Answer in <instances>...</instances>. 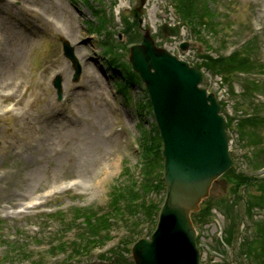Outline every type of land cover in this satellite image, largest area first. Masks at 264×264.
Wrapping results in <instances>:
<instances>
[{
    "label": "rangeland",
    "instance_id": "374dc122",
    "mask_svg": "<svg viewBox=\"0 0 264 264\" xmlns=\"http://www.w3.org/2000/svg\"><path fill=\"white\" fill-rule=\"evenodd\" d=\"M123 2L120 7V0H0V92L9 90L8 84L21 76L18 103L0 96V264H134L131 244L138 237H149L153 229L134 204L143 199L158 201L163 191L128 199L123 205L136 213H117L107 227L93 223L92 231L84 216L92 219L111 211L113 201L123 199L121 195L113 198L119 185L128 186L126 195L129 189H141L146 180L143 147L138 146L142 133L152 126L146 92L143 84L130 83V89H124L122 82L131 75L126 70L129 44L140 40L145 28L156 43L171 50L178 40L194 43L191 51L186 50L193 55L190 60H196V52L217 56L238 50L241 57L259 66L232 73L236 94L212 71H205L202 86L225 104L222 114L230 129L235 167L250 174L264 159V123H245L243 132L237 125L250 114L264 117V0H197L200 11L205 9L203 2L208 8L204 17L208 23L204 29L199 25V34L195 25L180 17L172 0H147L139 27L129 13L139 0ZM179 18L186 25L176 38L159 36L161 23H180ZM93 28L101 34L90 33ZM63 40L71 43L80 61L77 81L62 53ZM106 40L112 51L103 43ZM108 51L115 62L107 61ZM57 73L63 77L59 101L52 85ZM252 81L261 88L250 89ZM18 111L21 118L14 115ZM255 145L261 149L258 153ZM256 174L264 177V169ZM258 181L238 186L241 232L254 226V221L264 227V206L248 212L245 208L252 194L260 195ZM227 185L218 179L209 197L230 193ZM74 208L81 211L75 217ZM213 213L215 218L203 226L201 241L209 238L215 243L225 225L220 209ZM202 243V264L222 263L212 244ZM18 244L23 245L24 255L18 253ZM230 248L225 246V252H233Z\"/></svg>",
    "mask_w": 264,
    "mask_h": 264
},
{
    "label": "water",
    "instance_id": "95a60500",
    "mask_svg": "<svg viewBox=\"0 0 264 264\" xmlns=\"http://www.w3.org/2000/svg\"><path fill=\"white\" fill-rule=\"evenodd\" d=\"M140 5L130 13L142 22ZM165 34L177 35L179 25H162ZM64 55L74 67L77 80L81 67L73 47L64 42ZM188 43L181 44L185 48ZM129 61L145 83L163 139L167 191L159 221L150 240L141 238L132 247L135 264H200L196 230L190 215L208 195L212 182L224 173L232 160L220 106L212 92L199 88L202 72L157 47L145 30L142 41L130 47ZM62 77L53 84L62 97Z\"/></svg>",
    "mask_w": 264,
    "mask_h": 264
},
{
    "label": "trees",
    "instance_id": "16d2710c",
    "mask_svg": "<svg viewBox=\"0 0 264 264\" xmlns=\"http://www.w3.org/2000/svg\"><path fill=\"white\" fill-rule=\"evenodd\" d=\"M175 4V9L178 13H180V17L183 20H186L191 26H199L200 24L204 23V14L208 13L207 7H205L204 12L198 11L197 0H172ZM197 21L198 23H196ZM208 22L206 21V24ZM201 26V25H200ZM254 47L252 43L250 45V49ZM202 56L204 57V61L201 62L203 66L207 69L212 71L213 73L220 74L223 76L225 82L229 83V88L232 93H234L232 83L230 84L232 73L238 72L241 70H253L258 65L251 63L247 58L240 56V51L235 50L233 53L229 55H218L216 57L203 53ZM200 67V65H199ZM132 72V71H131ZM136 74L131 73L130 78L134 80L136 78ZM252 86L250 89L257 88L260 89V85L252 81ZM249 89V88H248ZM147 105L149 109L151 108V104L149 99H147ZM264 119L259 118V116H250L242 119L238 122V128L241 132L245 130L244 127L245 123L249 124H257L263 122ZM140 145L142 148V157H143V174L145 176V181L142 183V188L137 191H130L125 195H122L120 192L119 195L123 196V199L120 203L113 201V207L111 211L108 209L105 211V214H99L98 216L94 215V220L92 221L90 216L86 214L84 217L87 218L88 223L91 225L92 231H94L95 227L93 223H99V226H108L109 221L107 220V216L116 215L117 213H125V211L135 214L136 212L134 209H130L128 207L125 208L123 204L130 199L133 201L135 198L141 196L142 193H147L149 191H156L157 193L164 192L165 189V180L162 176V169H163V157L161 154L162 149V141L159 135V132L156 126L153 124L151 130L147 131L146 133L142 134ZM223 178L226 182L230 183V192L234 194V196H220L218 198H208L203 205L199 212L194 213L192 215V220L196 224H203L210 220L211 209L213 207H218L222 210V213L225 215L227 219V223L225 226V242L231 244L233 241L240 238V242L236 249V256L237 261L241 264H264V227H262L260 222H255V230L246 233L245 235L241 234L237 231V212H236V202L240 199L238 194V186L240 184H252V180L248 178L246 175L242 174L241 172L237 173L235 167L229 169L224 175ZM258 189L261 191L260 195H252L251 201L247 203L246 211L248 212L250 208L253 206L259 205L264 206V181L258 183ZM130 196V197H129ZM142 197V196H141ZM116 200V198H114ZM113 199V200H114ZM163 200V194L158 199V201H150V200H142L139 204H134L136 207L141 208L144 213L146 219L150 223V228H153L156 220L158 211L161 207ZM130 206V205H129ZM77 214L81 212L76 210ZM91 221V222H90ZM98 227V226H97ZM140 233V232H138ZM39 239V238H38ZM53 247L51 246L47 251H51ZM17 250L20 255H24L23 245L18 244ZM11 249H9V252ZM19 255V256H20ZM243 256V259L240 257ZM253 260L252 262H250Z\"/></svg>",
    "mask_w": 264,
    "mask_h": 264
},
{
    "label": "bare ground",
    "instance_id": "6f19581e",
    "mask_svg": "<svg viewBox=\"0 0 264 264\" xmlns=\"http://www.w3.org/2000/svg\"><path fill=\"white\" fill-rule=\"evenodd\" d=\"M124 5V2L123 0H120V3H119V6L122 7ZM7 62V61H6ZM12 64H14L15 62L12 61L11 62ZM7 65H8V62H7ZM21 82V76H20V79L19 80H14L11 81L8 86L10 87L9 90L5 91V92H0V96H2L5 99H8L11 101V99L15 98L14 100V104L18 103L19 102V99L17 98V89H18V86ZM14 115L17 117V118H21V113L19 114V111L14 113Z\"/></svg>",
    "mask_w": 264,
    "mask_h": 264
}]
</instances>
